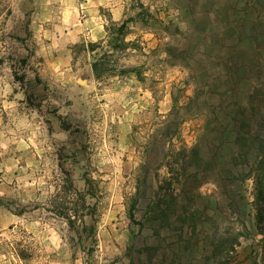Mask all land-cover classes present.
Returning <instances> with one entry per match:
<instances>
[{
	"label": "rangeland",
	"instance_id": "1",
	"mask_svg": "<svg viewBox=\"0 0 264 264\" xmlns=\"http://www.w3.org/2000/svg\"><path fill=\"white\" fill-rule=\"evenodd\" d=\"M190 4L0 0V264H264L253 179L226 197L189 162L264 86V0ZM129 17L134 43L114 47ZM61 166L94 179V231L52 211Z\"/></svg>",
	"mask_w": 264,
	"mask_h": 264
},
{
	"label": "trees",
	"instance_id": "2",
	"mask_svg": "<svg viewBox=\"0 0 264 264\" xmlns=\"http://www.w3.org/2000/svg\"><path fill=\"white\" fill-rule=\"evenodd\" d=\"M197 0H190V12L195 13L194 3ZM133 7V5H132ZM144 8V16L142 20L145 23L154 24L163 22L161 18L150 13L147 8ZM228 12L230 7H226ZM142 12L138 13L141 15ZM134 17L125 19L117 28V33L114 42V47L126 48L134 41H126V37L133 32L130 21H134ZM135 22V21H134ZM137 24V22H136ZM167 25L154 27L164 31ZM119 42V44H118ZM118 44V45H117ZM92 50H95L96 43H90ZM176 49H181L180 44L176 45ZM101 59L93 63V69L96 76H101L102 68ZM131 70L130 67H123L121 72ZM233 108H229L224 113L226 124L220 131H216L217 143L211 145L210 153L207 157L199 158L202 144L205 142V135L191 149V166L195 169V174L201 178L212 176L214 174V182L220 191L226 197L234 198L239 193L232 189V186L237 182L245 181L247 178H252L254 181V210L255 224L259 232L264 235V139L261 135L264 133V86L254 89L248 103H243L240 98L235 99L232 103ZM231 133V134H230ZM230 138L229 140H227ZM231 144L230 155H226L224 159L223 145ZM201 155V154H200ZM185 169V167L182 166ZM63 172L62 179L54 194L50 197L52 203V211L57 215L65 218L72 228H76L79 221L84 222L85 229L94 231V223H86V216L91 218L95 216L96 204L92 203L98 188L94 179L87 173L84 176L86 187L79 189L75 184V179L72 172L67 171L61 166ZM196 183V182H195ZM200 185V181L196 183V187ZM194 186V184H193ZM187 182L181 181L178 187L171 192L170 197H174L175 191L179 190L178 195L187 193ZM146 190V189H145ZM20 254H23L22 252ZM264 258V252H263Z\"/></svg>",
	"mask_w": 264,
	"mask_h": 264
}]
</instances>
